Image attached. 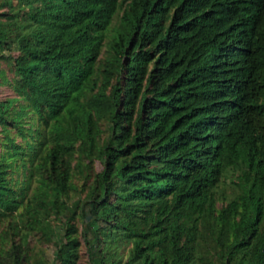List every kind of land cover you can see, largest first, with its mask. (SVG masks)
<instances>
[{
	"label": "trees",
	"instance_id": "1",
	"mask_svg": "<svg viewBox=\"0 0 264 264\" xmlns=\"http://www.w3.org/2000/svg\"><path fill=\"white\" fill-rule=\"evenodd\" d=\"M1 87L0 264H264V0H0Z\"/></svg>",
	"mask_w": 264,
	"mask_h": 264
},
{
	"label": "rangeland",
	"instance_id": "2",
	"mask_svg": "<svg viewBox=\"0 0 264 264\" xmlns=\"http://www.w3.org/2000/svg\"><path fill=\"white\" fill-rule=\"evenodd\" d=\"M11 92L8 88L6 87H1L0 88V99L6 97V96H10ZM100 169V167H98Z\"/></svg>",
	"mask_w": 264,
	"mask_h": 264
}]
</instances>
